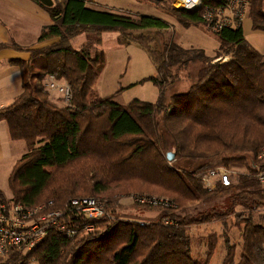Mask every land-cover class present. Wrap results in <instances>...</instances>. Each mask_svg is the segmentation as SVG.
<instances>
[{"label":"trees","instance_id":"trees-1","mask_svg":"<svg viewBox=\"0 0 264 264\" xmlns=\"http://www.w3.org/2000/svg\"><path fill=\"white\" fill-rule=\"evenodd\" d=\"M167 5V13L183 25H206L200 11ZM261 5V0H252L249 17L252 29L264 32ZM43 7L52 22L37 39L58 40L29 50L27 61L12 60L20 67L22 91L0 108V120L6 121L12 139L26 142V151L8 177L11 197L6 199L0 190V203L32 207L51 201L50 209L65 210L73 197L104 195L110 198L107 206L113 218L95 220L96 230L81 238L69 239L51 228L33 249L25 254L13 249L0 256V264H30L32 259L38 264H209L216 233L208 236L201 261L192 256L183 228L224 223L237 212L243 213L235 222L242 244L237 256L236 247L227 244L222 264H264V215L263 223L253 219V213L264 211V187L256 177L257 169L264 168V52L246 41L242 25L213 32L219 42L213 58L229 55L213 61L200 49H183L173 41L158 49L149 34H134L136 29L169 26L149 14L134 17L95 9L87 0H58ZM105 31L117 32L121 44L137 42L149 54L157 72L150 80L159 90L154 102L133 99L119 104L113 95L92 94L104 67V52L97 46ZM81 33L93 39L74 48L70 39ZM195 62L200 66L193 74L187 68ZM50 76L66 82L68 105L49 100L44 83ZM179 78L190 80L186 90L169 94ZM167 152L174 155L171 161ZM222 156L225 166L238 164L246 171L231 177L227 186L217 182L205 188L198 172ZM177 163L202 164L188 171ZM131 191L165 194L170 204L135 203L158 211V218L118 219L113 204L121 196L114 194ZM218 196L224 209L180 214ZM165 219L171 223L165 224Z\"/></svg>","mask_w":264,"mask_h":264},{"label":"rangeland","instance_id":"rangeland-1","mask_svg":"<svg viewBox=\"0 0 264 264\" xmlns=\"http://www.w3.org/2000/svg\"><path fill=\"white\" fill-rule=\"evenodd\" d=\"M58 1V0H54ZM61 0H59L60 2ZM104 1V0H100ZM106 4L115 9H110L114 13L123 15H131L137 17L139 14H149L168 23V27L162 30H156L155 28H144L133 30L134 34H144L152 37L153 41L151 45L154 48H161V45L165 41H173L174 43L181 46L183 49L196 50L200 49L203 51L206 57L213 58L219 48V42L217 37L213 34V30L207 25H204L202 21L196 23L183 25L175 17L169 15L166 11L168 3H172V0H159V3L153 2L152 0H105ZM168 2V3H167ZM261 8L264 11V0H261ZM87 4L91 7L95 5L87 0ZM250 9L246 13V17H249ZM250 18V17H249ZM245 20V19H244ZM243 27L244 21H243ZM119 34H115L114 31H105L101 34V42L97 46L104 52V67L99 74L92 94L96 96H108L113 95L114 101L119 104H127L133 99H139L148 102H154L158 97V87L150 80V77L157 76L156 66L154 65L149 54L143 49L137 42H129L121 44L118 41ZM246 41L259 52H264V32L254 31L253 29L245 33ZM93 39L91 34H80L71 40V44L74 48H81L87 45L90 39ZM92 41V40H91ZM217 55V54H216ZM222 57V58H221ZM221 57H215L212 60L220 61L227 60L229 55H222ZM200 66L198 62L190 65L188 70L194 74L196 69ZM187 70V71H188ZM182 76V75H181ZM180 76V77H181ZM181 80V81H180ZM190 80H182L179 78L178 82L167 90L169 94L173 92L185 91L189 85ZM45 86V85H44ZM48 91V98L58 106H66L69 104V99H66L65 94L59 91ZM166 138L169 137L166 135ZM172 151V150H170ZM173 152V151H172ZM223 156L214 159L209 162L206 167H203L199 172L207 171V169L222 168L227 171L230 175V179H235V176L239 172H245V168L238 164H229L225 166L223 162ZM264 160V152H263ZM173 162H170L171 165ZM202 163H198L193 166H186L183 163H177L175 166L184 167L188 171H192ZM204 186V185H203ZM264 187V184H261ZM209 189H212L210 187ZM148 194L160 198L169 199V196L155 192H128L124 194H114L121 197L116 198L114 202V212L118 219H136L141 221H148L158 218L159 212L148 208L142 209L134 207L135 203L131 202L127 198L129 194ZM3 195L7 198L10 196L9 188L3 190ZM88 196V195H79ZM94 197V196H91ZM99 199H110L104 195H99ZM9 199V198H8ZM8 202V201H3ZM2 203V202H1ZM44 203H38L37 205H43ZM45 205V204H44ZM210 208L224 209L225 204L223 203L222 197H214L206 199L202 202L195 203L187 210L180 212L182 216L188 217L199 211H206ZM262 209V208H261ZM49 211V209H48ZM264 211L253 213V219L255 222L263 223ZM243 217L242 212H237L232 216L226 218L224 223L220 221H213L197 226H187L183 228V235L189 238L191 241V252L192 256L197 259L204 261L207 254L208 236L212 233H216L217 246L214 250L209 264H222V260L226 253V245H234L236 247V256L238 255L239 249L242 244L239 228L235 225L238 219ZM97 228V227H96ZM80 238L79 236H77ZM227 240V241H226ZM30 264H38L33 259Z\"/></svg>","mask_w":264,"mask_h":264},{"label":"built area","instance_id":"built-area-1","mask_svg":"<svg viewBox=\"0 0 264 264\" xmlns=\"http://www.w3.org/2000/svg\"><path fill=\"white\" fill-rule=\"evenodd\" d=\"M252 0H172L175 7L193 12L200 11L201 18L213 31L222 27L242 25ZM44 85L50 91H59L70 99V90L66 82L60 83L52 76L45 79ZM205 188L214 187L217 182L227 186L230 175L225 169L213 168L200 173ZM256 177L264 184V168H258ZM127 198L136 204L150 206H168L170 201L148 194H129ZM45 204V205H44ZM32 207L21 203H0V256L17 249L27 253L39 244L51 228L69 239L84 237L96 230L95 220L113 218L107 200L91 196L69 199L67 209H50L52 202ZM49 209V211H48ZM139 222H143L138 219ZM170 224L169 219L164 220Z\"/></svg>","mask_w":264,"mask_h":264},{"label":"crops","instance_id":"crops-1","mask_svg":"<svg viewBox=\"0 0 264 264\" xmlns=\"http://www.w3.org/2000/svg\"><path fill=\"white\" fill-rule=\"evenodd\" d=\"M90 1L95 5L91 7L87 4L91 8L111 12L110 9H115L108 6L105 0ZM53 2L55 3L54 0ZM40 4L36 0H0V44L3 45L0 47V108L11 104L22 91L20 67L12 60L27 61L30 56L29 50L45 47L58 40V38H50L38 41L37 37L41 29L52 22L47 9ZM244 19L245 29L243 22L242 28L245 35L252 30V21L249 17ZM12 44H16L19 48ZM59 82L63 83L64 80ZM25 151L26 142L12 139L6 121L0 120V190L2 192L4 187L9 188V174L17 159ZM10 197L11 191L10 196L5 198Z\"/></svg>","mask_w":264,"mask_h":264},{"label":"water","instance_id":"water-1","mask_svg":"<svg viewBox=\"0 0 264 264\" xmlns=\"http://www.w3.org/2000/svg\"><path fill=\"white\" fill-rule=\"evenodd\" d=\"M37 1L46 7H51L54 4L53 0H37ZM166 157H167L168 161H171L173 159L174 155L172 152H167Z\"/></svg>","mask_w":264,"mask_h":264}]
</instances>
